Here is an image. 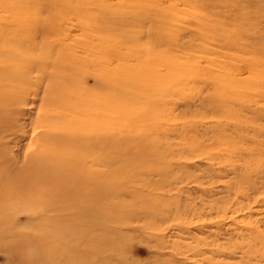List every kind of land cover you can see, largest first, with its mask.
<instances>
[{
  "label": "rangeland",
  "instance_id": "obj_1",
  "mask_svg": "<svg viewBox=\"0 0 264 264\" xmlns=\"http://www.w3.org/2000/svg\"><path fill=\"white\" fill-rule=\"evenodd\" d=\"M60 8L67 12L57 13ZM27 22L33 30L16 29L29 27ZM42 25L53 28L50 40L64 38L68 46L92 47L98 35L115 39L126 65L117 68L121 73L138 74L139 51L158 57L149 64L154 75L145 72L147 80H137L135 90L115 95L116 161L98 169L104 183L99 192L83 195L81 209L92 221L58 219L77 195L41 210L54 219L37 224L40 239L56 248L58 261L264 264V0H0V68L12 58L60 49L46 45ZM66 69L57 72L62 80L72 77L70 89L80 85L99 99L95 77L78 78ZM39 75L6 82L25 98L12 120L21 140L3 141L18 167L25 165L43 96L61 90ZM4 183L11 187L8 177ZM7 191L0 208V264L51 262L45 245L36 249L32 211L22 208L18 193ZM70 209L73 215L80 206Z\"/></svg>",
  "mask_w": 264,
  "mask_h": 264
},
{
  "label": "bare ground",
  "instance_id": "obj_2",
  "mask_svg": "<svg viewBox=\"0 0 264 264\" xmlns=\"http://www.w3.org/2000/svg\"><path fill=\"white\" fill-rule=\"evenodd\" d=\"M131 9L134 10L135 8L132 7ZM60 11H63L62 8L58 9L57 13L65 14L67 12V10L65 13H61ZM27 24L29 27L24 25L16 27V29L19 31L34 29L33 22H27ZM50 26L52 27L54 25ZM41 27L44 29L43 33L46 39V45L54 44V46L57 48L60 47V49L58 48V51H53V53L50 54L51 56L42 54L40 57H33V55H31L27 59L25 57H9L10 60L12 58V62L10 64L6 63L4 68H0V208L3 209V206L11 193L7 191L8 189L14 191V193H18V200L20 201L22 208L32 211L31 222H36L37 228L36 230H32L34 234L33 240L37 242L36 245H39L36 249L42 250L45 245L44 249L48 251L49 257H53L51 262L48 259L45 264H65L66 262L63 263L62 260L61 263L59 262L58 254L54 251L56 248L52 249L53 247L51 246L50 248L52 250L50 248L48 249V243L43 244L44 240L40 239L42 234L37 224L42 223L41 220L43 218L47 220L54 219L52 216L48 215V213H42L41 210L49 207L51 208L56 203L69 196L77 195L80 196L81 200L67 202V207L62 208L64 212L66 211V214L63 215V212H61V215L59 216L60 218L58 219L62 221H79L81 219L82 221L83 219L89 218V220L92 221L90 216L87 217L85 211H82L81 209L83 204H87L83 199V195L85 196V193L87 194V192H90L91 195L99 192L104 185V183L101 182V176L99 174L101 170L99 168L113 167L114 162L116 161L114 152L117 137L114 120L115 95L118 94V92L124 94V91L132 92L135 90V86L137 85L136 81L139 80L143 82L145 80V72L148 73L149 71L154 75L153 69L149 70V64L152 61H156L158 57L150 58V54H148L149 59L147 55L149 51L147 53H140L139 51L135 58L137 68L139 69L138 74L135 76L133 73L129 74V71L128 73H121L117 68H119V65L124 67L126 65L124 59L120 57V50L115 39H104L98 35L97 38L100 40L97 45H93L92 43V47H90L89 44V47L87 48L88 45L84 42L79 43V45L75 43L68 46L66 43L67 41L64 40V38L61 40L58 38L50 40L53 28L48 29L46 28V25H42ZM99 27L100 26H97L96 29H99ZM35 28H37V25ZM102 31L103 29H99L100 33H102ZM142 38L139 40L140 43L143 41ZM64 46H67V48ZM141 46L145 48V50L148 48L144 43H142ZM77 51L82 52L85 57L83 58V56L80 57L77 55ZM87 53H92L93 58L90 59L89 57H86ZM142 55H147V59L149 60L146 61V58ZM42 58H44L45 61L43 62L44 65H41L43 63L40 62L42 61ZM89 60H91V62H89ZM93 63L94 65L92 66L91 64ZM114 64H116L117 67H115ZM64 66L71 68L73 74L78 78L89 76L94 79L95 77L93 90L100 93L97 94L99 96L97 98L99 99H92L88 95L89 92L84 91L80 85L70 89L69 87L72 85L69 83V80H73L70 79L72 77H67L65 80H62L63 78H59L57 72L61 69L68 70L66 67L63 68ZM82 66H86L87 70L83 72L82 69L84 67ZM35 72L39 74L41 73V75L37 77L39 79H44L49 76L52 81L55 82L57 88L61 90L59 92L55 91L57 93L52 92V90L43 96L42 106L39 107V111L36 114L37 120L36 123H34V128L31 130L30 143L24 156L25 165L23 163L24 166L18 167L14 157L9 153L8 146L5 147V145H3V141L10 136H17L12 130V120L19 112H21V107L23 108L24 106L23 102L25 101V98L23 99L22 96H18L21 95L17 94V91H19L17 90L18 88L16 89L15 94L14 87H10L6 82L18 81L20 78L30 79ZM119 89H122V91ZM22 92H24V90ZM23 95L25 96V94ZM35 101L36 100L34 99V102ZM56 109L57 111H55ZM27 137L26 139H28ZM17 138L21 140L19 136H17ZM18 144L20 143L18 142ZM102 145L106 146H104L106 148V150L104 149V153L103 149L101 150L99 148L102 147ZM98 169L100 171H98ZM87 171H89L88 174H86ZM101 174H103V172ZM7 177L12 182L11 187H5L6 181L4 183V179ZM47 184L53 185L47 187ZM5 189L7 190L5 191ZM112 190L114 191L117 189L114 188ZM75 206H80V211L72 215L69 211L71 210L70 208H74ZM92 206L93 205H89L88 208L90 214H94L95 212L92 211ZM96 215L97 214L94 216ZM4 217L6 216L4 215ZM2 218L3 217L1 216L0 225L3 223L2 221H4ZM93 224L95 223H92V225ZM92 225L90 224V226ZM87 228L88 227H86V230ZM82 232L83 231H81V234ZM91 235L92 234H90V236ZM90 236L88 235V237ZM93 239L91 241H93ZM51 243H53V241ZM63 257H66L65 259L68 260L67 254ZM92 258L95 257L93 256ZM91 262L92 261L87 263L90 264ZM67 263L69 264L70 262ZM35 264L39 263L37 262Z\"/></svg>",
  "mask_w": 264,
  "mask_h": 264
}]
</instances>
